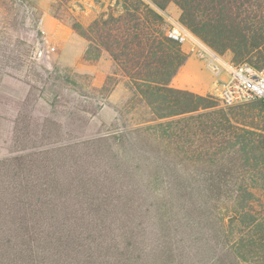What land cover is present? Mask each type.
<instances>
[{
  "label": "trees",
  "instance_id": "16d2710c",
  "mask_svg": "<svg viewBox=\"0 0 264 264\" xmlns=\"http://www.w3.org/2000/svg\"><path fill=\"white\" fill-rule=\"evenodd\" d=\"M149 2L264 70V0ZM166 24L144 0L72 18L83 62L113 59L139 121L75 142L58 130L56 145L0 159V264H264V106L171 87L189 57Z\"/></svg>",
  "mask_w": 264,
  "mask_h": 264
},
{
  "label": "rangeland",
  "instance_id": "374dc122",
  "mask_svg": "<svg viewBox=\"0 0 264 264\" xmlns=\"http://www.w3.org/2000/svg\"><path fill=\"white\" fill-rule=\"evenodd\" d=\"M144 1L162 16L175 18L167 11L175 5L161 11ZM93 2L0 0V159L15 155L21 148L30 151L54 146L58 130L68 132L63 140L75 142L102 131L118 134L137 127L139 114L130 112L128 105V79L116 69L113 75H105L103 70L87 73L78 67L76 52L81 37L71 29L72 18L87 27L115 0ZM167 26H163L165 32ZM181 46L188 57L199 60L185 52L190 51V42ZM222 56L236 65L248 62L235 61L230 52ZM198 71H207L204 63ZM102 87L101 92L95 89ZM207 95L223 108L212 94L203 96ZM253 102L231 109L238 111Z\"/></svg>",
  "mask_w": 264,
  "mask_h": 264
},
{
  "label": "built area",
  "instance_id": "2783aa9c",
  "mask_svg": "<svg viewBox=\"0 0 264 264\" xmlns=\"http://www.w3.org/2000/svg\"><path fill=\"white\" fill-rule=\"evenodd\" d=\"M168 23V37L185 45L192 44L190 53L204 63L215 81L212 95L223 108L260 101L264 106V70H257L249 64H233L212 49L203 46L176 18L163 16ZM202 47H201V45Z\"/></svg>",
  "mask_w": 264,
  "mask_h": 264
},
{
  "label": "crops",
  "instance_id": "0c3cea01",
  "mask_svg": "<svg viewBox=\"0 0 264 264\" xmlns=\"http://www.w3.org/2000/svg\"><path fill=\"white\" fill-rule=\"evenodd\" d=\"M93 2L92 4H94ZM174 14L175 18L180 17V11L177 7L171 6L167 10ZM63 38L64 41L69 39L71 36ZM78 49L76 52L77 59L79 61L78 67L82 72L95 73L96 71L103 70L105 75H113V72L116 69L115 62L113 59L105 53L101 60L96 64H85L83 62L84 54L88 48V43L83 38H79ZM187 54H190V51H185ZM203 65L199 60L189 57L186 64L180 69L178 75L174 78L171 83V87L178 90H186L193 92L198 95L212 94L214 77L212 73L207 69L205 73H200L198 71L199 67Z\"/></svg>",
  "mask_w": 264,
  "mask_h": 264
}]
</instances>
